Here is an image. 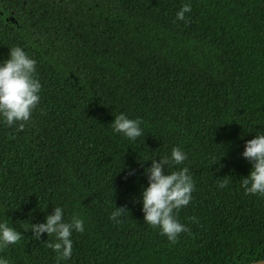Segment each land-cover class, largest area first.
Wrapping results in <instances>:
<instances>
[{
  "label": "trees",
  "instance_id": "trees-1",
  "mask_svg": "<svg viewBox=\"0 0 264 264\" xmlns=\"http://www.w3.org/2000/svg\"><path fill=\"white\" fill-rule=\"evenodd\" d=\"M12 46L37 61L41 90L23 128L0 122V218L22 233L0 250L10 264H55L53 237L35 239L30 224L56 206L84 220L63 264L264 256V197L241 187L244 142L264 132V0H0V62ZM120 112L141 118L135 141L112 131ZM174 146L187 159L166 171L187 167L194 190L171 244L139 200L149 159Z\"/></svg>",
  "mask_w": 264,
  "mask_h": 264
},
{
  "label": "clouds",
  "instance_id": "clouds-1",
  "mask_svg": "<svg viewBox=\"0 0 264 264\" xmlns=\"http://www.w3.org/2000/svg\"><path fill=\"white\" fill-rule=\"evenodd\" d=\"M190 12L191 4L183 3L175 17L177 20H186L185 13ZM36 65L37 61L21 46L9 48L7 58L0 62V122L23 128L24 122L30 120L40 101L41 83L36 77ZM141 123V118H129L120 112L110 124L113 132L135 141L142 135ZM241 156L251 164L248 175L241 179L244 193L264 197V132L258 131L253 138L244 142ZM186 159V153L174 146L169 156L160 157L159 161L156 158L149 159L151 163L142 173L147 178V185L142 187L139 200L143 221L158 228L171 244L176 243L180 233L188 231L176 213L191 201L194 181L187 167L172 171H166V168L180 165ZM136 174V169L130 167L126 170L125 179ZM125 212L126 206L114 207L109 219L120 224ZM30 231L37 240L42 233L53 237L44 242L55 254V264H63L72 256L73 233L84 231V220L76 213L65 220L64 208L56 206L52 214L44 217L43 222L31 223ZM21 235L7 219L0 218V250L16 244ZM0 264H10V261L0 255ZM252 264H264V256H257Z\"/></svg>",
  "mask_w": 264,
  "mask_h": 264
},
{
  "label": "water",
  "instance_id": "water-1",
  "mask_svg": "<svg viewBox=\"0 0 264 264\" xmlns=\"http://www.w3.org/2000/svg\"><path fill=\"white\" fill-rule=\"evenodd\" d=\"M247 264H252V263H247Z\"/></svg>",
  "mask_w": 264,
  "mask_h": 264
}]
</instances>
